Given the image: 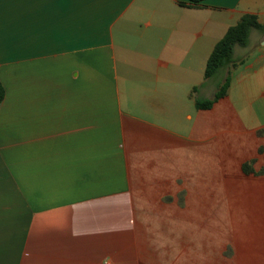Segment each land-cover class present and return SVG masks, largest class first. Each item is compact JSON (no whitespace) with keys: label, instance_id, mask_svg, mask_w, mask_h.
<instances>
[{"label":"crops","instance_id":"0c3cea01","mask_svg":"<svg viewBox=\"0 0 264 264\" xmlns=\"http://www.w3.org/2000/svg\"><path fill=\"white\" fill-rule=\"evenodd\" d=\"M247 14L264 0H0V264H264V28L196 106ZM179 159L246 192L239 230H170Z\"/></svg>","mask_w":264,"mask_h":264},{"label":"rangeland","instance_id":"374dc122","mask_svg":"<svg viewBox=\"0 0 264 264\" xmlns=\"http://www.w3.org/2000/svg\"><path fill=\"white\" fill-rule=\"evenodd\" d=\"M179 161L171 168L167 167L163 177H172L173 181H176L175 186L178 185L177 183H182L186 189L159 190L158 195L162 193L166 195L158 200L161 205L156 202L159 214L177 215L174 217V227L171 225L170 230L174 233L188 232L191 242L198 241L199 235H202L201 231H206L207 234L213 236L215 232L226 233L236 227L239 230L240 222L234 221L235 218L230 214L239 212L236 202L239 197L246 198V192L243 195L244 191L237 190L236 187L224 181L223 175L212 174L207 166H198L197 162L194 164L191 162L186 169L187 161L184 159H179ZM144 176L146 179L142 184L150 186L148 180L150 175ZM150 191L149 189L142 190V193L148 195ZM152 209L154 210L153 207ZM176 219L184 221L176 223L178 222Z\"/></svg>","mask_w":264,"mask_h":264},{"label":"trees","instance_id":"16d2710c","mask_svg":"<svg viewBox=\"0 0 264 264\" xmlns=\"http://www.w3.org/2000/svg\"><path fill=\"white\" fill-rule=\"evenodd\" d=\"M191 5H197L206 0H187ZM258 23L255 15L247 14L242 17L237 25L231 27L221 41L215 46L208 59L205 77L207 79L216 76L222 69L229 68V72L220 85L212 99H197L196 106L201 110H208L213 105L225 97L231 84V68L236 65L234 50L236 46L246 47L249 44L250 34L254 29H263ZM5 99V88L0 81V105ZM246 171V167H245Z\"/></svg>","mask_w":264,"mask_h":264}]
</instances>
